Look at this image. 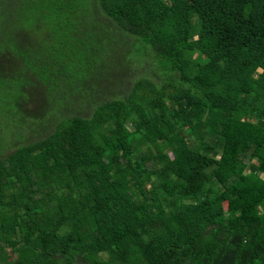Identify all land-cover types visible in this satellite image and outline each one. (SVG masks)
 <instances>
[{"label": "trees", "instance_id": "obj_1", "mask_svg": "<svg viewBox=\"0 0 264 264\" xmlns=\"http://www.w3.org/2000/svg\"><path fill=\"white\" fill-rule=\"evenodd\" d=\"M0 106V264H264V0H0Z\"/></svg>", "mask_w": 264, "mask_h": 264}, {"label": "rangeland", "instance_id": "obj_2", "mask_svg": "<svg viewBox=\"0 0 264 264\" xmlns=\"http://www.w3.org/2000/svg\"><path fill=\"white\" fill-rule=\"evenodd\" d=\"M118 35H124L123 38H117ZM116 37H114V40L119 41L120 43L123 44L122 48V54H125V52L128 49L133 48H138L144 50L146 45H144L138 37L131 36L127 33H117L115 34ZM134 37V38H133ZM130 39L133 40H138L136 41V44L133 45V43L130 42ZM107 69L103 71V76H105V79L107 80V84L105 86H92L91 89L85 90L81 87H77L74 89H66V88H61V90H56L54 91L55 95V104L53 106V111L54 113H59V109H62L65 104H71L70 100L67 98L66 100L62 99L63 95H68L72 91H78V92H83L84 95H89L91 92H98L100 89H105V88H110L111 91L119 92L121 90V87L125 88L123 85V82H121V79H118V74L121 73H132L133 66H122L120 62V58H113L110 60L108 63ZM149 71L151 74H164V71L160 68H157L155 66H146V72ZM261 71V70H259ZM111 73V74H109ZM120 74V75H121ZM136 78V76L134 77ZM77 99H74V102ZM4 106H0V111L4 110ZM51 112V113H52ZM24 116L20 115H6L5 111L0 113V150L3 148L4 144L10 143L14 138L16 139V143L18 142L23 143L25 139L32 138L34 135L40 134L42 135L43 128L49 127L48 121H39L40 123H35L31 120H29L28 117L23 118ZM28 142V141H26ZM10 147V146H9ZM7 148V147H6ZM12 151V150H11Z\"/></svg>", "mask_w": 264, "mask_h": 264}]
</instances>
